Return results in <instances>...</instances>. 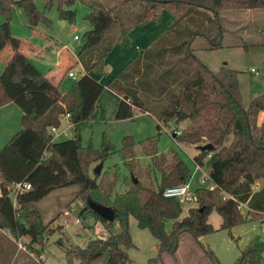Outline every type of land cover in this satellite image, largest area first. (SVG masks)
Segmentation results:
<instances>
[{"label":"trees","instance_id":"16d2710c","mask_svg":"<svg viewBox=\"0 0 264 264\" xmlns=\"http://www.w3.org/2000/svg\"><path fill=\"white\" fill-rule=\"evenodd\" d=\"M82 1L91 10L107 15L110 22L78 53L85 74H80L65 93L19 51L11 56L0 75V89L20 109L22 125L0 148V229L16 239L27 236L28 247L35 244L43 249L50 223L42 221L35 207L38 200L70 185L79 186L76 197L86 198L91 189L111 196L116 175L112 181L104 182L89 171L91 163L103 162L110 156L108 144L99 150L91 143L83 146L78 134L57 141L51 132V128L59 127L64 115L77 128L94 110L104 87L119 96L116 119L133 118L140 110L153 114L158 124L185 122L182 134L173 137L177 142L212 144L211 150L198 151L192 159L205 164L215 188H195V205L180 217L181 204L163 192L187 182L192 171L176 152L157 154L155 137L140 142L153 166L152 174L142 170L133 138L124 136L118 155L128 169L130 179L126 177L125 182L129 188L115 193L110 203L121 232L106 239L92 238L85 246L65 247L64 264H97L99 259L100 264H130L128 251L134 248L130 216L157 241L156 259L171 256L175 262L183 233L200 243V237L214 231L208 221L213 211L221 218L219 229L264 218V183L253 189L256 181L264 182V124L259 133L251 124L253 116L264 113V93L253 97L244 109L237 72L226 66L211 70L196 58L192 47L196 36H204L210 42L208 50L220 48L221 12L264 9V0H117L109 7L101 0ZM138 2L147 5L144 13L125 18L124 6ZM163 9L177 17L148 48L106 84L92 75L106 74L105 60L114 45L124 40L132 26L159 17ZM9 32L8 26L0 24V42ZM140 175L144 178L140 179ZM16 183H29L31 187L18 192L12 200L9 194ZM240 204L246 206L245 215ZM86 209L93 212L88 206ZM94 216L107 223L99 215ZM165 220L172 221L169 231ZM201 247L217 264L213 252ZM263 252L264 242L255 238L235 264H261Z\"/></svg>","mask_w":264,"mask_h":264},{"label":"rangeland","instance_id":"374dc122","mask_svg":"<svg viewBox=\"0 0 264 264\" xmlns=\"http://www.w3.org/2000/svg\"><path fill=\"white\" fill-rule=\"evenodd\" d=\"M34 1L43 15L58 18L55 7L46 10L43 7V0ZM101 1L106 7L118 3L117 0ZM138 4L140 6L137 3L131 4L130 9L127 10H125L126 5L124 6L125 18L131 19L133 16H141L144 13L147 5L141 2ZM75 9V31H71L69 26L64 30L58 25L61 34L63 33L61 38L65 42L70 41L72 44H76L72 39L74 34H77L81 38L80 41L83 42L85 28L89 26L85 16L91 10L82 0H75ZM173 15L166 10L162 11L159 18L154 19L153 24L147 26L145 32L147 33L149 30L157 32L155 39L172 23L170 17ZM221 16L223 17L221 47L208 50L206 47L210 42L204 36H196L192 47L196 58L211 70L217 71L220 67L226 66L237 72L242 104L244 109H247L253 97L264 93V9L228 10L221 12ZM12 17L14 26L19 29V32L21 34L26 33L27 30L23 27L26 22L25 14L22 11H15L12 13ZM1 22L2 17L0 16V24ZM145 48L147 47L137 50V54ZM115 54L117 52L113 53V55ZM28 59L30 60L29 57ZM75 68L81 71L79 65ZM106 68H109V65ZM251 69L255 72H250ZM120 72L114 74L110 72L106 74L92 73V75L106 84ZM76 79L67 77L61 86V91H67ZM117 103V94L105 87L95 103L94 110L86 119L77 128L71 125L67 134L63 133L56 138L57 141H60L78 134L83 146L91 143L94 148L99 150L103 148L104 143L108 144L110 156L102 162L100 173L94 172L100 162L91 163L89 171L92 177L96 175L98 181L103 179L104 182L112 181L116 175L115 187L111 196H106L100 189H91L86 198L76 197L75 194L79 190L78 185H70L51 191L35 203L42 221L50 223L43 249L35 244L31 246L34 249L28 247L29 238L27 236L16 239L11 236L9 231L3 230L0 231V245L6 249V253L1 255L0 263L16 264L11 261L16 247V251H21L22 255L26 257V264H64L66 261L65 247L71 244L85 246L88 240L92 238L106 239L121 232L118 218L103 223L96 220L94 213L86 209V206L88 199L110 206L115 193L124 192L129 188V184L125 182L126 177L130 179L129 172L118 155L124 136L129 135L133 138L137 163L142 170H148L152 174L151 167L153 166L151 165V156L145 155L140 142L155 137L157 154L176 152L193 172L192 157L199 150L196 145L174 140L171 130L179 127V124L174 121L158 124L153 114L143 113L140 110H137L136 116L133 118L116 119ZM94 112H96V116L92 118ZM251 124L253 131L259 133L263 128L264 119L259 117L258 113L252 117ZM63 125L62 127L66 126L65 123ZM104 147L106 148L107 145ZM142 178L144 177L140 175V179ZM256 182L259 184V188L264 183L261 180ZM197 187H199V182L197 175H195L191 179L190 192H193ZM9 196L14 200L13 192H10ZM192 205L193 203L181 205L182 214L187 213ZM240 210L243 215L246 214L245 206H241ZM17 216L20 217L21 213H18ZM263 220L264 218L256 217L247 219L230 229H219L221 218L213 211L209 215L208 221L212 224L214 231L200 237V243L195 242L188 233H183L176 252L177 260L175 262L171 256H165L162 260L156 259L157 241L148 229L140 228L136 219L130 216L129 233L134 244V248L128 251L130 264H214L201 245L213 252L217 264H235L253 239L259 238L264 242ZM171 223V220H165L167 231L171 229ZM19 243L23 245V248H19ZM96 263L100 264L101 259L97 260ZM261 264H264V252Z\"/></svg>","mask_w":264,"mask_h":264},{"label":"crops","instance_id":"0c3cea01","mask_svg":"<svg viewBox=\"0 0 264 264\" xmlns=\"http://www.w3.org/2000/svg\"><path fill=\"white\" fill-rule=\"evenodd\" d=\"M131 4L136 3L127 4L125 10L130 9ZM43 7L46 10L55 7L58 12V18L43 15L34 0H0L1 24H5L10 30L9 34L0 42V75L11 56L16 51H19L29 57L34 66L54 85L59 86L61 91V86L67 77L74 79L80 74H85L77 55L85 46L102 34L110 22V18L96 10H90L85 16L89 26L85 28L83 42L80 41L81 38L77 34H74L72 39L76 44H72L70 41L65 42L61 38L63 33L61 34L58 25L64 30L67 26H69L71 31L76 30L75 0H43ZM15 11H22L25 14L26 22L23 27L27 30L26 33L21 34L19 29L14 26L12 13ZM176 17L177 15L174 14L170 17V21L173 22ZM154 19L156 18L132 26L124 40L120 44L114 45L105 60L106 67L109 65V68H106V73L114 74L123 71L139 55L137 50L145 46L148 48L167 29L155 39L157 32L149 30L146 33L147 26L153 24ZM74 36H78V39H74ZM114 52H117V54L113 55ZM77 65H79L81 71L75 68ZM71 71L75 73L74 77L68 76V72ZM61 92L65 93L66 91ZM259 117L264 119V113H259ZM20 118V109L0 89V145L3 146L22 128ZM64 123L66 126L62 127ZM185 124V122H181L178 126L183 128ZM70 127L71 124L68 117L66 115L62 116L59 127L54 131L51 130L54 140L63 135V133L67 134ZM184 215L186 213L181 214L180 217ZM0 231L3 230L0 229ZM5 253L6 249L0 245V257ZM13 254L12 262L26 264V257L22 255L21 251H16V247ZM0 264L7 263L3 262Z\"/></svg>","mask_w":264,"mask_h":264},{"label":"built area","instance_id":"2783aa9c","mask_svg":"<svg viewBox=\"0 0 264 264\" xmlns=\"http://www.w3.org/2000/svg\"><path fill=\"white\" fill-rule=\"evenodd\" d=\"M74 39H78V36H74ZM250 72L253 73L255 71L253 69H251ZM68 76L74 77L75 73L72 71L68 72ZM134 116H136V114ZM55 129L56 128H51L52 131H54ZM182 130H183V128H181V127L177 128V129L173 128L171 130L172 137H175L176 135H181ZM192 163H193V172H192V175L190 176V178L187 180V182L180 184V185H176V186L166 188L163 192V195L165 197L174 198L181 205L190 204V203H193V205H195L193 192H190L191 179H193V177L195 175H197V180L199 182V186H204V187H207L208 189H211V190L215 188V184L210 180V177H209L208 171L206 170L205 164L195 162L193 159H192ZM30 187L31 186L29 183H16L10 192H13L14 197H15V195L18 192L28 190V189H30ZM258 188H259V184L255 183L253 185V189L257 190ZM241 206H245V204H240L239 205L240 209H241ZM190 207H192V206H190ZM18 245H19V248H23V245L21 243H19Z\"/></svg>","mask_w":264,"mask_h":264},{"label":"water","instance_id":"95a60500","mask_svg":"<svg viewBox=\"0 0 264 264\" xmlns=\"http://www.w3.org/2000/svg\"><path fill=\"white\" fill-rule=\"evenodd\" d=\"M96 116V112L93 113V115L91 116L92 118H94ZM80 139V137H79ZM213 148L212 144L210 143H207L205 145H200V146H197V149L199 151H206V150H211ZM102 165L103 163L100 162L94 172L96 174H99L100 173V170L102 168ZM134 183L137 182L136 179L133 180ZM87 206L97 215H99L100 217H102L103 219H105L107 222H110V221H113L115 216H114V211L112 209L111 206H106V205H102V204H99L91 199H88L87 200Z\"/></svg>","mask_w":264,"mask_h":264}]
</instances>
